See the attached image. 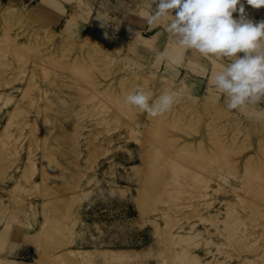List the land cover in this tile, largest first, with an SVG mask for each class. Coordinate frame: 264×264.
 <instances>
[{"label": "rangeland", "instance_id": "rangeland-1", "mask_svg": "<svg viewBox=\"0 0 264 264\" xmlns=\"http://www.w3.org/2000/svg\"><path fill=\"white\" fill-rule=\"evenodd\" d=\"M84 1L122 18L131 0ZM84 1L0 0V245L31 244L0 264H264V100L227 109V58L189 50L166 77L100 45ZM137 88L178 102L150 117Z\"/></svg>", "mask_w": 264, "mask_h": 264}, {"label": "clouds", "instance_id": "clouds-1", "mask_svg": "<svg viewBox=\"0 0 264 264\" xmlns=\"http://www.w3.org/2000/svg\"><path fill=\"white\" fill-rule=\"evenodd\" d=\"M247 3L255 8L264 7V0ZM237 5L240 16L234 19ZM172 10H176L175 16ZM146 19L149 25H163L183 50L160 53L159 59L168 65H180L183 52L189 50L203 56L227 58L228 62L214 74L212 81L225 98L227 109L245 112L250 105L264 100V21L253 23L248 19L241 0H158L157 9ZM125 102L155 118L173 108L178 94L165 91L153 99L151 92L137 88L126 96Z\"/></svg>", "mask_w": 264, "mask_h": 264}, {"label": "crops", "instance_id": "crops-1", "mask_svg": "<svg viewBox=\"0 0 264 264\" xmlns=\"http://www.w3.org/2000/svg\"><path fill=\"white\" fill-rule=\"evenodd\" d=\"M61 1L65 7L64 15L66 13L69 15L70 10L75 6L74 4H76L75 2L77 0ZM83 3V7L73 12L72 15L81 11L84 19L86 16L88 17L87 21L90 20L89 23H92V26L88 25V28L93 30L94 36L99 40L100 45H110L117 53L129 55V58H133V61L140 64V66L144 65L143 62H147L149 58V61H160V65L166 71V73L164 72L166 77H169L171 72L173 75L181 74L182 71L179 67L186 60L188 51L183 53L182 63L178 66H171L162 62L160 59L158 60L159 54L162 52L172 54V48L177 42L174 37L164 30L163 25H149L147 23L146 18L157 7L156 3H152V0H140L137 2L131 0L122 18L112 17L100 4L96 8L95 4L91 1H84ZM167 19L170 20L171 17ZM166 22L167 20L164 21V23ZM112 31L113 33L111 34ZM134 52L137 53L136 57H131L129 53ZM129 58L127 60H130ZM3 239L5 242L4 245H0V256L13 258L18 262H27L19 258V255L27 253L26 250L31 246L30 243L24 242L14 245L15 243L7 241L4 237Z\"/></svg>", "mask_w": 264, "mask_h": 264}, {"label": "bare ground", "instance_id": "bare-ground-1", "mask_svg": "<svg viewBox=\"0 0 264 264\" xmlns=\"http://www.w3.org/2000/svg\"><path fill=\"white\" fill-rule=\"evenodd\" d=\"M80 251V250H79ZM82 251V253L79 255V257H81L82 259H88V258H90L91 256L90 255H88V254H85L88 250H86V249H82L81 250ZM113 253V254H112ZM113 256V257H122L119 253H117V251H114L113 250V252H111L110 253V256ZM109 256V255H108Z\"/></svg>", "mask_w": 264, "mask_h": 264}]
</instances>
